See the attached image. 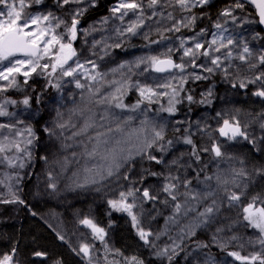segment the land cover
Returning <instances> with one entry per match:
<instances>
[{
    "label": "rangeland",
    "instance_id": "obj_1",
    "mask_svg": "<svg viewBox=\"0 0 264 264\" xmlns=\"http://www.w3.org/2000/svg\"><path fill=\"white\" fill-rule=\"evenodd\" d=\"M59 1L61 4L59 10L48 5L41 6L36 0H24L25 6L23 8L20 7V0H7V4H0V12L5 13V15L0 16V21L6 22L8 20V5L15 4L16 10L21 12V23L30 17H41L37 24H29V27L25 29L26 31L47 30L48 35L44 37V40L50 39L54 34L60 39L61 43H71L72 48L76 52V55L69 59L63 67H57L53 71L52 65L55 60L52 57L59 51V45H55L52 47L50 55L44 56L43 59L39 60L41 66L45 63L49 65L47 69L38 67L31 76L25 77L23 72L30 70V66L25 65L21 68L20 73H14L7 80H0V110L3 112L8 110V106L11 104L2 99L5 93L13 89L18 82L30 81L41 70H47L51 77L56 76L55 97L46 106L49 111L50 128L56 127L60 129L57 124H61L63 120H61L57 105L58 108L67 106L66 114L64 112L66 116L64 122L66 127L68 126L66 132L74 141L78 143L85 141V143H79L84 151L80 150L79 153L69 151L72 155H67L69 152H66L63 154V160L68 161V157L71 156V159L78 160L79 156H84L87 158V164L89 163L95 167L92 168V172L89 175H87V172L84 173L86 175L84 181L92 177L96 179V168L102 165L104 161L101 159V155L106 153V149L113 147L116 141H121V147L136 153L139 149H145L146 144L153 140V129L156 126H158L159 130L163 128V132H166L171 128H180L186 125L188 120L175 121L162 116L160 108L157 105H155L156 107H151V104L158 103V94H166L169 90L177 88L183 81L207 79L206 74H209V72L204 69L212 67L214 71L211 74L221 77L227 93L215 106H209L193 126L198 122L199 125L207 124L210 126L209 131L213 136L209 143H206L209 140L205 138L206 149L211 151L212 147L210 149L208 145L219 144L221 151L224 153L222 157H216L215 159L213 157L211 168L213 179L209 181L212 186L210 188L203 187L204 195L208 191H213L216 195L206 196L204 199L197 196L195 200H192L184 194L193 192L188 186L182 185L175 193L177 196L175 202L181 204L180 214L174 217L175 219L177 218L176 220L171 221L169 219V215H173L172 200L164 201L163 205L158 206L156 212L152 211L153 218L158 219L157 224L162 226L158 231V239L154 243L152 242L153 233L142 226L139 218H137L139 223L134 226L132 216L128 212L116 211L110 206L111 217L127 216L136 235L144 242L145 240L139 235V229L142 228L145 232L151 233L147 237L148 242L145 244L154 253L162 256L165 254L164 249H167V253H173L182 246L187 245L188 240L198 234L204 236L207 247L202 245L187 251L188 253L182 256L181 264H256L260 262L261 260L252 261L251 257H264V244L260 242L264 239V233H261L258 228L252 226L244 218L247 213L243 210L249 204L253 205L252 211L254 213L258 209L264 208V194L257 195L254 193L255 190H253L258 185V174L250 169L251 173L248 176L252 179H249L246 174L239 175L242 170H239L238 166L239 164L241 165L242 160L234 161L232 156L233 151L238 152L237 146L239 144L228 137L226 138L230 142L221 138L219 133V129L223 127V121L228 120L233 125L236 121H239L241 130L253 141L262 136L261 125L264 124L262 119L258 121V125H255L253 118L248 115V112L238 120L236 119L237 117L233 118L236 99L233 98L231 93L232 90L243 91L244 100L242 104L252 107L250 108V113L255 108L254 106H257L255 101H247L248 95L245 94L247 88L251 89L250 97L261 89L260 81L252 84L248 83V80L254 79L256 75L264 72V66L259 63L258 59L261 55H264V52L260 47L259 38L254 34V24L240 20L239 15L225 10L208 27L198 26L196 19L194 22L189 23L191 17L194 16L190 13V10L195 7L182 8L179 1L176 11L146 13L141 8H138L135 10L120 9L119 12H114L113 9L118 8L121 3H133L130 0H117L112 6L110 17L99 22H93L89 28L85 29H80V25L78 26L77 24L76 37L72 39L68 28L71 25L74 11L79 12L81 8H84L81 14L75 16L76 19L80 20L89 8L96 6L97 1L94 0V6H87V0H83L82 4L71 2L64 4L63 0ZM213 1L210 0V2ZM193 3H195V0H189V4ZM64 8L66 9L64 10L65 13L61 11ZM141 11L143 16H141ZM225 12H231V15H223ZM45 16L48 17L47 20L43 19ZM170 16L171 18H169ZM141 20L143 23L140 22ZM131 24L137 25L134 33L127 31L128 26ZM217 24L221 25V27L217 28ZM166 36H171L172 38L166 39ZM229 38L234 42L231 45L227 43ZM214 39L218 42L216 45L211 43ZM77 40L78 44H76ZM134 40L148 42L147 44L150 43V45L141 52L132 55L121 53L123 46ZM197 42L203 44L204 47L196 50L194 45ZM220 42H223L226 47L221 48L220 52L213 51ZM245 46L249 48L251 53L250 56L246 57L247 63L238 59L239 55L244 54L243 48ZM40 47H44L43 41L40 43ZM188 48H192L194 56L183 55L184 50ZM228 51H231L232 59L224 60V53ZM204 52H208L209 55L205 56ZM154 56L161 60H174L176 64L183 63L185 66L184 71L176 68L175 72L168 75L157 74L150 61V58ZM215 56L221 57L222 64L220 68L210 63ZM17 59L28 60L30 58L9 57L7 60L0 61V69L10 67ZM192 60H194L196 67H193L190 63ZM77 61L83 67L77 68ZM93 64L96 67H93ZM249 64H255L256 67L249 68ZM200 65H203V67H200ZM228 65H231V67H228L227 73L221 70V68ZM237 66L239 71L235 72L234 70ZM71 68L77 69L72 76L63 75L66 69ZM97 73L102 74L103 79ZM94 75L97 76L95 81L91 79ZM195 76L204 78L195 79ZM13 80H15V84L12 83ZM77 80L84 85L83 88L76 87ZM241 80H244L247 84L245 88L239 87ZM234 84L236 85L235 87H233ZM158 85H168V87H158ZM117 88H120V92L116 91ZM141 88H151L156 95L151 96L149 101L140 95ZM126 93L136 94L146 102L142 111L133 118L137 122L131 127L132 121L129 117H132L127 115L125 119L114 106L117 101L111 100L112 95L122 100ZM106 96L109 97V100L104 101L103 98ZM208 96L211 97V94L209 95L208 93ZM165 97L163 96V98ZM262 99L264 100V98ZM37 116L40 115L25 111L16 116L3 115L0 117V147L4 149V151H0V201L17 199L20 187L23 186L22 182L29 174V169L33 162L32 156L36 138L34 121L37 120ZM85 122L91 125L87 132L81 135H74V133L80 132ZM70 125H73V127L70 128ZM47 126L48 121L44 128L45 132H47ZM29 129H31V132L28 131ZM117 129H120V131ZM58 132L60 131L54 132V135H57ZM48 133L53 132L48 130ZM149 137L152 139L148 141ZM29 140H31V144L28 143ZM105 140L108 141L107 144L103 143ZM135 141H140L141 144ZM143 144H145L144 147L141 146ZM17 145L19 148H17ZM70 146L74 145L70 144ZM180 146L185 150L187 144L182 141ZM94 148L96 149V156L89 157L87 153ZM148 150L146 149V151ZM254 150L256 152L259 151V146L255 144ZM76 151L78 152L77 149ZM54 155L58 157V153L51 154V156ZM239 157L244 158L240 155ZM57 161L60 160L56 159ZM21 164H23V167H20ZM64 164H68V162ZM59 171H63V169H59ZM223 174L226 175L225 179H222ZM216 176L221 178L219 183L216 180ZM203 178L205 177L203 176ZM72 179L79 180L75 172L69 177V181ZM247 184H250L251 189L247 187ZM232 193L240 195L241 198L239 201L232 202L231 207H229L227 197ZM213 199L216 200L219 211L214 213L208 223L201 224L200 220L202 218L198 216L199 207L203 203L205 207L211 205ZM205 200L208 201V204ZM126 202L129 203L128 199ZM15 203H0V225L15 221L17 216V205ZM187 209H192V211H187ZM186 211L187 214H185ZM132 214L135 215L134 208H132ZM93 223L96 224L95 222ZM96 226L103 228L97 224ZM84 227L91 233V238L95 245L105 242L110 229L109 227L103 228L105 234L101 240L91 228L86 225ZM217 229H220V231H217ZM192 231L195 232V235L191 234ZM233 252L249 259H235L230 255ZM83 259L85 260V258ZM157 261L159 260L154 256L151 264H155ZM10 264H17L13 257ZM130 264L135 263L130 262Z\"/></svg>",
    "mask_w": 264,
    "mask_h": 264
},
{
    "label": "trees",
    "instance_id": "obj_2",
    "mask_svg": "<svg viewBox=\"0 0 264 264\" xmlns=\"http://www.w3.org/2000/svg\"><path fill=\"white\" fill-rule=\"evenodd\" d=\"M96 1V6L89 8L80 18V23H78L80 29L89 28L91 23L110 17L112 6L117 0ZM130 1L141 5V9L149 13L176 11L179 0H158L157 5L152 8L148 7L149 0ZM237 3L242 4L243 7L236 8ZM38 4L41 6L48 5L57 10L61 7L59 0H40ZM64 10L66 9L64 8L61 11L65 13ZM225 10L239 15L240 20L254 24V34L259 38L260 47L264 52V33L260 29L256 13L239 0H214L203 6L192 8L190 13L196 16L198 26L208 27ZM171 38V36H166V39ZM147 43L134 40L125 44L121 53L132 55L141 52L150 45V43ZM76 44H78V40ZM206 76L207 79L205 80L181 82L177 88L169 90L166 94H158V103L151 104V107L157 105L160 108L162 116L175 121L188 120L186 125L180 128H171L166 132L164 131V140H156L153 147L146 151L147 154L162 159V163L149 161L142 155H134L130 164L125 163L117 174L111 177L106 176L103 180L97 176L96 183H92V180L95 179L93 177L84 181L86 179L84 173L87 172V175H89L92 172L85 171V169L95 168L89 163L87 164V158L79 156L78 160H73L71 156L68 157V161L63 160V154L66 152L79 153L80 150L84 151L79 143L84 144L85 141L78 143L71 139L66 132L68 126L63 129L50 128L49 111L46 106L55 97L56 76L51 77L47 70H41L30 81H20L13 89L6 92L2 100L11 104L5 112L7 115L16 116L21 112L28 111L37 113L40 116H37V120L34 121L36 138L34 140L33 162L28 176L22 182L23 186L20 187L19 196L15 199L16 201L22 200L23 203H15L17 205V216L14 222L10 221L0 225V262L6 256H12L17 264H130V262L135 263V261L151 264L153 257L156 256L159 261L155 264H181L182 256L186 255L187 251L197 246L206 245L205 237L198 234L189 239L187 245L182 246L178 251L163 256L154 253L136 235L127 216L111 217V208L108 203L109 200H119L120 192H134L135 196L127 199L129 203L133 204L134 214L139 218L142 226L153 233L152 242L154 243L158 239V231L162 226L157 224L158 219L153 218L152 211L156 212L159 205H163L166 200H171L168 193L163 191L164 187L169 183L175 184V194L182 185H185L184 181L191 180V184L187 185L189 189L193 193H198V196L203 199L206 197L203 187L210 188L212 186L209 183L210 180H207L206 177H213L211 171L212 159L213 157L215 159L216 156L210 150L203 151V149H206L205 144L211 141L213 134L210 133V126L207 124L199 125V122L194 126L193 124L197 122L196 120L202 116L209 106H215L227 93L221 77L211 73L206 74ZM245 91V94L248 95L247 101H255L257 106H254L255 108L250 113L252 107L242 104L244 100L243 91L232 90L233 98L236 99L233 118L237 117L238 120L248 112L255 125H258L260 119L264 123V100L255 95L251 96V99L250 88ZM208 93H211V97L208 96ZM189 95L193 97L191 101L187 99ZM163 96L166 97L163 98ZM123 97L120 102L126 107L118 108L115 106L116 104L114 106L125 119L127 115L132 117H129L132 121L131 127L137 122L133 118L142 111L146 102L133 93H126ZM25 99L29 101L27 105L23 103ZM137 104L139 106L133 109V106ZM66 107L58 108L57 105L63 124H65ZM169 107H174L175 111H166ZM2 116L0 115V117ZM47 121V132H45L44 128ZM71 127L73 125H70ZM48 130L53 133L57 131L62 133L58 132L57 135H53L48 133ZM154 130L161 131L158 126ZM189 135L196 145L199 160L191 155L192 145L187 144L185 150L180 146V142ZM220 136L230 142L225 136ZM205 138L209 140L206 143ZM150 139L152 138L149 137L148 141ZM167 140H171L172 144H166L165 141ZM234 141L239 145L237 146L238 152H232L233 160H242L238 169L244 171L247 176L251 173L250 169L256 171L258 185L253 189L255 190L254 193L257 195L264 194V128H262V136L255 141L249 137L247 140L238 137ZM135 142L141 144L140 141ZM70 144L74 146L71 147ZM145 144L141 146L144 147ZM255 144L259 146L257 152L254 150ZM161 145L165 149L163 152L160 151ZM208 147L211 149L212 145H208ZM54 153H58V157L56 155L51 156ZM70 153L67 155H72ZM239 155L244 158H240ZM56 159L60 161L56 162ZM174 160L177 163H173ZM63 162H68V164ZM102 165L106 169L107 162L103 161ZM59 169H63V171H59ZM148 171L155 172L158 175H148ZM74 172L79 180L72 179L69 181V177ZM197 173H199L198 177ZM125 176H127V179H125ZM177 177L178 179H173ZM225 178L226 175L223 174L222 179ZM51 184L56 185L55 190L50 187ZM247 187L251 189L250 184H247ZM144 189H148L150 195H155L157 199L142 198ZM205 201L208 204V201ZM175 203L178 202L173 201V215H169L171 221L176 220L177 218L174 217L181 212V209L179 213L176 212ZM199 208L202 212L205 208L204 203ZM84 219H90L103 228H110L105 242L98 245L93 243L91 233L84 227L85 225L80 223ZM59 235L64 236L65 239L60 240ZM84 244L89 247L88 255H84L80 251ZM37 251L45 253V256H35L34 253ZM160 256L162 257L160 258ZM133 258H135V261ZM256 264H261V261Z\"/></svg>",
    "mask_w": 264,
    "mask_h": 264
},
{
    "label": "snow or ice",
    "instance_id": "obj_3",
    "mask_svg": "<svg viewBox=\"0 0 264 264\" xmlns=\"http://www.w3.org/2000/svg\"><path fill=\"white\" fill-rule=\"evenodd\" d=\"M36 2L39 3L40 0H36ZM70 2L76 3V4H82L83 0H63L64 4H69ZM209 2H210V0H195V3L189 4V0H179V4L182 8L203 6L205 4H208ZM157 3H158V0H149L148 7L152 8L155 5H157ZM253 3H255L257 8L259 9L260 23H264V0H259V2H257V0H253ZM0 4H7V0H0ZM24 6H25L24 0H20V7L23 8ZM87 6H94V0H87ZM235 7L236 8H242L243 5L240 3H237L235 5ZM138 8H141V5H138L136 3H121L119 5V7L113 9V11L119 12L120 9L135 10ZM8 9H9L7 11L8 20L6 22L0 21V61L7 60L9 57H13L17 53H23L25 56L30 57V59H28V60L17 59L14 61V63H12V65L10 67H4L3 69H0V80H7L9 78V76H12L14 73H20L21 68H23L25 65L30 66L29 71L23 72V76H25V77L31 76L32 73L36 72L38 67H42L43 69H47L49 67V65L47 63H45L44 65L41 66L39 64V60L43 59L44 56L50 55V53L52 51V47L55 45H59V51L57 54H55L54 57H52L55 60V63L52 65L53 71H55L57 67H63V65L66 64L69 59H71L73 56L76 55V52L72 48L71 43H67V44L61 43L60 39L54 34L51 36L50 39L44 40V37L46 35H48L47 30H38L37 32H31V31L25 30L29 27V24H33V25L37 24L39 22V20L41 19V17H39V16L30 17L29 19L24 20L23 23H21L20 22L21 21V12L16 10V5L15 4L8 5ZM83 11H84V8H81L79 10V12L74 11V13H73L71 25L68 28V31L71 33L72 39H75V37H76L77 24L79 23V20L76 19L75 16L81 14ZM3 15H5V13L0 12V16H3ZM223 15L230 16L231 12H225V13H223ZM141 16H143L142 11H141ZM169 18H171V16ZM43 19L47 20L48 17L45 16V17H43ZM195 19H196L195 16L191 17V20L189 21V23L194 22ZM140 22L143 23L142 20ZM136 27H137V25L131 24L128 26L127 31L130 33H134ZM216 27L220 28L221 25L217 24ZM177 30H179V29H177ZM42 41L44 43V47L40 48V43ZM211 43L213 45H216L218 42H217V40L214 39ZM227 43L229 45H231L234 42L232 39L229 38ZM117 47H119V45H117ZM203 47H204L203 44H201L199 42L195 43V45H194V48L196 50H199ZM224 47H226V45L223 42H220L219 45L215 49H213V51L220 52L221 48H224ZM243 53L244 54H241L238 56V59L242 62L247 63L246 57L251 55L249 48L247 46H245L243 48ZM183 55L184 56H194L192 48L185 49ZM204 55L207 56V55H209V53L204 52ZM231 59H232L231 51L224 53V60H231ZM258 59H259V63L264 64V55H261ZM150 61H151L152 66L155 68V71H157V72H165L171 68H178L181 71H184V68H185L183 63L176 64L171 59L161 60L158 57L154 56V57L150 58ZM190 63L192 64L193 67H196L194 60L190 61ZM210 63L212 65L216 66L217 68H220L221 64H222L221 57L215 56L214 58L211 59ZM248 66H249V68L256 67L255 64H249ZM81 67H83V65L79 64V62L77 61V68H81ZM93 67H96V65L93 64ZM200 67H203V65H200ZM228 67H231V65L223 67V68H221V70L224 71L225 73H227ZM76 70H77L76 68L66 69L63 72V75L72 76ZM204 70L209 72V73L214 71V69L212 67L205 68ZM234 71L238 72L239 67L237 66V68ZM97 75H99L101 77V79H103L102 74L97 73ZM202 78H204V77L195 76V79H202ZM91 79L95 81L97 79V76L94 75L91 77ZM257 81L261 82V89L257 90L254 93V95L264 98V72H261L260 74L256 75L254 79L248 80V83L255 84ZM12 83L15 84V80H13ZM235 86L236 85L234 84L233 87H235ZM246 86H247V84L245 83V81L241 80L239 83V87L245 88ZM76 87L77 88H83L84 85L80 84L79 81L77 80ZM158 87H168V85H158ZM116 91L120 92V88H117ZM173 91L175 92V90H173ZM146 93H147V95H146ZM210 94L211 93H209V95ZM140 95L142 97H145L146 99H148L150 101L151 96L156 95V93L151 88H147V89L141 88L140 89ZM187 99L189 101H191L193 99V97L189 95L187 97ZM103 100L107 101V100H109V97L106 96L103 98ZM111 100L117 101L115 106L118 108L126 107L122 102H120L119 98L115 95L111 96ZM101 102H103V101H101ZM23 103L27 105L29 103V101L27 99H25L23 101ZM170 103H171V101H170ZM138 106H139V104L134 105L133 109H135ZM166 111L174 112L175 108L169 107L168 109H166ZM0 115H7V113L0 110ZM58 115H59V113H58ZM57 127L63 129L66 127V125L61 123V124H57ZM90 127H91V125L89 123L85 122L84 127L80 130V132L74 133V135H81L83 133H86L88 128H90ZM261 127L264 128V124H262ZM117 130L120 131V129H117ZM28 131L31 132V129H29ZM219 133H220V135L228 137L229 139H233V140L237 136L242 137L245 140L248 139L247 134L241 130V128L239 126V121H236L235 124L233 125V124H230V122L228 120H224L223 121V127H221L219 129ZM50 134L54 135V133H50ZM156 140H164L163 128H161V131H155L154 130L153 141L147 143L145 146V149H139L136 153H133L131 150H126L125 148L120 146L122 143L121 141H119V140L116 141L115 145L113 147H111L110 149H106V153L101 155V159L107 162V166L105 169L104 165H100L97 168V176H99V178L101 180H103L106 178V176L111 177V176L117 174L119 172L120 168L125 163L130 164L131 160L134 158V155H142L149 161H155L158 164L162 163L163 162L162 159H158L155 155H150V154H147V152H146V149H150L153 147V144L155 143ZM183 142L188 144V145L193 146V151L191 152V155L194 156L196 158V160H199L200 157H199V154L196 150V145L194 144V141L191 138V136L189 135V136L185 137ZM28 143L31 144V140H29ZM103 143L107 144L108 141L105 140V141H103ZM165 143L170 145V144H172V141L167 140V141H165ZM17 148H19L18 145H17ZM164 150H165L164 146L161 145L160 151L163 152ZM208 150L209 149H203V151H208ZM0 151H4L3 147H0ZM211 151L214 152L216 157H222L224 155V153L221 151V147L219 144H214L212 146ZM96 154L97 153H96L95 148L91 152L87 153V155L89 157H95ZM9 163H11V161H9ZM173 163H177V161L174 160ZM20 167H23V164H21ZM85 171H92V169L86 168ZM244 174L245 173L243 171H241L239 173V175H244ZM148 175L155 176L158 174L155 172L148 171ZM198 176H199V173H197V177ZM125 179H127V176H125ZM173 179H178V177L173 178ZM206 179L212 180L213 177L208 176V177H206ZM216 180L219 183L221 178L219 176H216ZM96 182H97L96 179L92 180V183H96ZM225 183H226V181H225ZM184 184H185V187H187V185L191 184V180L184 181ZM50 187L53 190H55L56 185L51 184ZM237 187H239V186L237 185ZM175 189H176V185L173 183H169L163 189V191L168 193V195L171 197V200L174 202L177 200V196L174 194ZM137 191H139V189H137ZM184 195L187 196L189 199L195 200L199 194L198 193H191V194L185 193ZM215 195L216 194L213 191H208L206 193V196H215ZM119 196H120L119 200H109L108 201L109 205L111 206L112 209H114L116 211L128 212V214L132 216L133 225L134 226L137 225L139 223L137 220V217H136V215L132 214L133 204L126 202L127 198L128 197H134L135 193L132 191H129L127 193L120 192ZM142 198L148 199V200L157 199V197L155 195H150L148 189L143 190ZM240 198H241L240 195H238L236 193H232L230 196L227 197L228 206L231 207L232 202L239 201ZM13 202H19L21 204L23 203L22 200H19V201H16V200L0 201V203H13ZM174 207H175L176 212L179 213V211L181 209V204L175 203ZM243 210L245 213H247V215L244 218L246 220H248L252 226H254L255 228H258L261 233H264V208H260L254 213L252 211L253 205L249 204ZM187 211H192V209H187ZM187 211L185 214H187ZM218 211H219V206L217 205L216 200L213 199L211 205L206 206L202 212L198 213V216L200 218H202L200 220V223L201 224L208 223L212 219L214 213L218 212ZM80 223L91 228L92 231L94 233H96L101 240L103 239L104 234H105L104 229L97 227L96 224H94L92 220L84 219V220L80 221ZM217 231H220V229H217ZM191 234L195 235V232L192 231ZM139 235L142 239L145 240V243H147L148 242L147 237L149 235H151V233L145 232L141 228V229H139ZM58 238L60 240L65 239L64 236H62V235H59ZM260 242H261V244H264V239H262ZM204 246L207 247V245H204ZM80 251L82 253H84V255H88L89 254L88 245L84 244L80 248ZM164 253L165 254L167 253V249H164ZM34 255L37 257H43V256H45V253L37 251L34 253ZM230 255L235 256L237 259H245V260L249 259L247 257H241V256H239L238 253H235V252L230 253ZM133 259L135 261V258H133ZM251 260L252 261L261 260V264H264V258L259 257V256H253V257H251ZM11 261H12V256H6L4 258V261L2 262V264H10ZM135 264H143V262L142 261H135Z\"/></svg>",
    "mask_w": 264,
    "mask_h": 264
},
{
    "label": "water",
    "instance_id": "obj_4",
    "mask_svg": "<svg viewBox=\"0 0 264 264\" xmlns=\"http://www.w3.org/2000/svg\"><path fill=\"white\" fill-rule=\"evenodd\" d=\"M239 1L242 2L243 4H245L246 6L252 8L255 11L256 16H257V18L259 20L260 29L264 33V23H260L259 9L257 8L256 4L253 3V0H239ZM257 2H259V0H257ZM10 58H30V57L25 56L23 53H17L15 56L10 57ZM173 62L175 63L174 60H173ZM175 70H176V68H171V69H169L168 71H165V72H157V71H155V72L157 74H160V75H168V74H171V73L175 72ZM233 257L235 259H237L235 256H233Z\"/></svg>",
    "mask_w": 264,
    "mask_h": 264
}]
</instances>
